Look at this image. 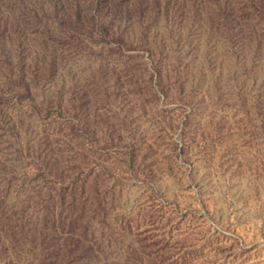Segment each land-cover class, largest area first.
Listing matches in <instances>:
<instances>
[{"label": "rangeland", "instance_id": "obj_1", "mask_svg": "<svg viewBox=\"0 0 264 264\" xmlns=\"http://www.w3.org/2000/svg\"><path fill=\"white\" fill-rule=\"evenodd\" d=\"M0 264H264V0H0Z\"/></svg>", "mask_w": 264, "mask_h": 264}]
</instances>
